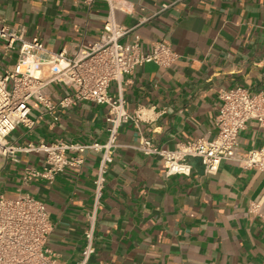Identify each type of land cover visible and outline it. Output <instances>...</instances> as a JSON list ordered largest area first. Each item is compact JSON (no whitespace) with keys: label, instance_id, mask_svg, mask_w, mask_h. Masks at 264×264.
<instances>
[{"label":"crops","instance_id":"obj_1","mask_svg":"<svg viewBox=\"0 0 264 264\" xmlns=\"http://www.w3.org/2000/svg\"><path fill=\"white\" fill-rule=\"evenodd\" d=\"M120 23L134 27L143 48L166 40L179 54L168 68L138 65L123 81L126 110L139 126L125 122L107 173L96 217V253L89 264H264V170L224 160L207 174L191 158L190 175H169L162 157L136 147L143 137L161 148L215 137L222 107L220 91L245 87L264 91V0H119ZM164 4L171 6L162 10ZM105 1L0 0V22L40 37L54 53L73 54L103 35ZM54 97L71 89L54 85ZM119 96L117 82L110 87ZM34 129L10 134L16 146L44 140L105 142L112 113L108 104L83 101L51 113L34 109ZM240 150L264 149L257 119L239 135ZM19 161L0 155V194L30 192L43 200L54 229L47 246L63 264H77L95 209V180L101 153L90 151L80 170L67 168L52 185L22 183L26 165L43 167L45 153L19 152Z\"/></svg>","mask_w":264,"mask_h":264},{"label":"built area","instance_id":"obj_2","mask_svg":"<svg viewBox=\"0 0 264 264\" xmlns=\"http://www.w3.org/2000/svg\"><path fill=\"white\" fill-rule=\"evenodd\" d=\"M96 1H105L108 5L103 35L93 45L80 44L73 54L51 52L40 37L27 39L23 30L0 22V155L18 162L19 152L45 153L43 167L25 166L22 183L43 180L52 185L67 168L80 170L88 152L101 153L95 180V209L89 216L86 243L77 264H89L96 253L97 210L104 195L107 173L120 146V129L130 120L137 126L140 123L138 112L133 115L126 110L124 77L138 65L154 62L168 68L179 58L166 40L155 41L153 50L145 51L141 35L117 18V10L129 12L121 1L83 0L90 7ZM170 6L164 4L162 10ZM113 82L119 87L117 97L110 94ZM54 85L65 86L72 92L56 98L50 90ZM220 98L223 103L215 137L182 142L175 149L158 147L150 138L143 137L136 148L146 155L162 157L169 175H190L191 158H200L207 174H216L224 160L238 161L244 168L264 170V149L242 152L239 142L240 132L250 120L257 119L264 127V91L253 92L245 87L222 89ZM83 101L110 106L112 117L105 142L57 139L51 143L42 140L16 146L9 140L20 125L34 129V109L54 113ZM53 229L50 211L43 200L30 192H21L16 197L0 194V264H63L47 246Z\"/></svg>","mask_w":264,"mask_h":264},{"label":"rangeland","instance_id":"obj_3","mask_svg":"<svg viewBox=\"0 0 264 264\" xmlns=\"http://www.w3.org/2000/svg\"><path fill=\"white\" fill-rule=\"evenodd\" d=\"M0 60H1V58H0ZM4 63H5V65L8 63V60H6V61H4Z\"/></svg>","mask_w":264,"mask_h":264}]
</instances>
